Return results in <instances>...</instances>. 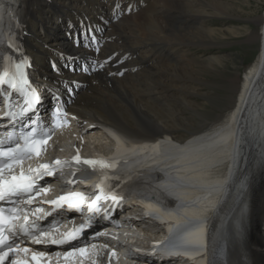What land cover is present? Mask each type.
<instances>
[{
  "label": "bare ground",
  "instance_id": "1",
  "mask_svg": "<svg viewBox=\"0 0 264 264\" xmlns=\"http://www.w3.org/2000/svg\"><path fill=\"white\" fill-rule=\"evenodd\" d=\"M129 5L133 6L131 13L124 11L113 19L121 6L126 10ZM0 9L6 13V25L0 28L4 31L0 51L7 55L3 43L12 44L29 57L43 96L53 89L65 95L75 123L72 140L82 152L86 151L83 146L95 145L103 154L108 153L114 145L111 135L117 143L131 144L166 137L151 148L157 153L170 150L171 145L191 149L194 157L186 164L185 173L203 177L205 183L194 188L200 194L192 203H184L183 212L197 208L203 214V229L210 227L209 264H264V13L255 18L259 33L249 36L259 42V52L243 74L238 99L230 98L226 113L218 120L193 127L184 124L186 120L176 117L173 111L179 104L186 105L183 100L188 96L187 83L200 81L193 76H199L198 70L188 63L214 71L217 66L225 69L227 57L190 60L188 49L236 34V29H228L225 34L206 22L209 15H231L228 2L0 0ZM88 29L105 38L98 56L84 46L86 41L77 46ZM113 52L120 58L127 57L121 65L127 69L123 76L110 77L108 72L116 70L111 65L94 74H83L89 71L94 58L102 61ZM65 65H73L77 71L70 73ZM52 66L56 73L49 72ZM236 80H229L234 89ZM73 87L80 89L70 99L66 88L72 91ZM61 134L57 140L71 138L68 132ZM144 167L124 175L110 169L115 189L135 205L142 193L167 200L160 189L170 183L156 181L163 166ZM179 170L173 166L170 173L178 174ZM134 224L147 226L146 222ZM156 229L132 231V240L138 235L162 233Z\"/></svg>",
  "mask_w": 264,
  "mask_h": 264
},
{
  "label": "snow or ice",
  "instance_id": "2",
  "mask_svg": "<svg viewBox=\"0 0 264 264\" xmlns=\"http://www.w3.org/2000/svg\"><path fill=\"white\" fill-rule=\"evenodd\" d=\"M115 8V5H114ZM133 6L118 9L113 16H122L124 11L131 13ZM111 39V38H107ZM86 41L85 47L91 49L96 56L102 51V45L105 38L102 34L88 29L82 33L77 41V46ZM127 57L120 58L117 53L107 55L102 61L94 58V63L90 65L89 71L84 75L94 74L98 70H104L106 66L111 65L116 70L109 71L108 75L123 76L127 71L121 65L125 63ZM26 62L21 60L14 65L15 71L9 73L7 70L0 75V85H7L10 89L22 93V84L27 83L24 77V68ZM69 71L76 72L75 66H71ZM7 77V79H5ZM74 84H82L81 81H75ZM80 88L73 87L72 91L67 93V97L71 98ZM49 101L52 107L48 109L54 121L58 124L57 117L62 115L61 109L55 107L56 103H67L65 96L57 94L50 95ZM11 105V98L9 99ZM44 105L42 97L34 92L24 98L23 105L18 111H14L11 106L5 112L4 118L7 119L9 126L13 131L5 133L9 146H4L5 140L0 139V264H44V258L52 256L50 252L32 249L28 245H38L46 248L57 246H69L66 250L57 251L56 257H63L65 264H95L91 260L92 256H99L100 249H108V244L97 245L94 241L99 237L107 234L102 230L85 232L95 227L93 223L94 217H99L105 221L114 218L116 211L121 208L123 195L120 191L108 184H101L97 188L94 196H87L83 192L70 191L65 195L59 196L57 199L45 200L41 198L39 205L50 204L53 212L45 213L43 208L37 205V197L47 192V188L41 184L47 177L54 175L55 167L66 164L61 160H55V165L48 163L40 164L37 168H29L27 172L21 170L16 173L17 167L21 165V161L30 158L32 154L42 157L44 145L47 138L51 135V131L45 127L43 121V113L41 107ZM39 117V118H36ZM75 165H87L92 168L99 166L101 170L112 168L113 165L102 160L84 159L81 160L79 155L74 157ZM107 204V208L104 205ZM67 208L70 212L82 214L84 208L87 209V220L67 232L52 233V228L57 227L56 224L50 227H42L41 221L47 216H52L54 212H58ZM103 209V211H102ZM24 254L23 259L20 258ZM30 255V261L27 258ZM137 256H154L153 252L141 253L139 249L135 250ZM111 256H115V252H111ZM88 258V259H86Z\"/></svg>",
  "mask_w": 264,
  "mask_h": 264
},
{
  "label": "rangeland",
  "instance_id": "3",
  "mask_svg": "<svg viewBox=\"0 0 264 264\" xmlns=\"http://www.w3.org/2000/svg\"><path fill=\"white\" fill-rule=\"evenodd\" d=\"M220 2H228V5L231 6L229 11L231 15H209L206 22L212 25V28L224 31L225 34L228 33V29H236V34H229L221 40H215L214 43L209 42L208 45H204L205 47L203 45L191 46L188 49L190 54L187 55L190 60L193 58L204 60L205 57L210 58L216 56L220 58L227 57V60L224 62L225 69L219 66L216 67L214 64L213 68L216 67V69L213 71L204 65L193 63L192 61L189 62L188 64L191 63V65L196 67L195 70H198L199 76L193 75L192 69L189 72L194 77H198L201 82H188V87L186 88V94L188 96H185L183 100V102H186V105L183 107L179 104L173 108V111L176 112V117L180 115L181 118L186 120L184 124H189V126L193 127L202 122L216 121L226 113L230 98L234 97L238 99L244 84L243 74L255 61L259 52V42L249 39V36L250 34L255 35L259 33V27L256 25L255 18L264 13L263 0H220ZM206 10L212 12L210 8H206ZM232 10H237L238 12L236 13ZM65 22L66 20L63 23ZM52 23L54 24V22ZM56 25V27H60L58 22H56ZM49 27H52V25ZM244 27L247 28L246 31L243 29ZM49 72H54L52 67ZM231 79H237L235 89L229 82ZM94 147L95 145H90L88 147L89 151L95 149ZM83 149H87L86 145L85 147L83 146ZM145 227H148V230L151 231L153 225H147ZM156 231L157 229L153 228L151 232ZM148 235L146 237H150V235L153 237L154 234L149 233Z\"/></svg>",
  "mask_w": 264,
  "mask_h": 264
}]
</instances>
